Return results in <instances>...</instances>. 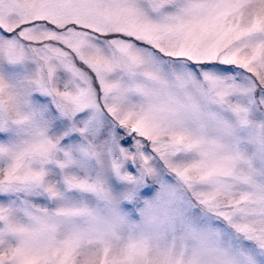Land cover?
<instances>
[{
    "label": "snow or ice",
    "instance_id": "6c2138e0",
    "mask_svg": "<svg viewBox=\"0 0 264 264\" xmlns=\"http://www.w3.org/2000/svg\"><path fill=\"white\" fill-rule=\"evenodd\" d=\"M0 264H264V0H0Z\"/></svg>",
    "mask_w": 264,
    "mask_h": 264
}]
</instances>
